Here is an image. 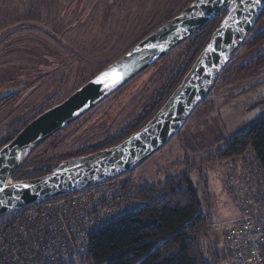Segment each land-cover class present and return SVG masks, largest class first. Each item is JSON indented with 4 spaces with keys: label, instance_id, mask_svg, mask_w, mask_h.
<instances>
[{
    "label": "rangeland",
    "instance_id": "374dc122",
    "mask_svg": "<svg viewBox=\"0 0 264 264\" xmlns=\"http://www.w3.org/2000/svg\"><path fill=\"white\" fill-rule=\"evenodd\" d=\"M192 1L0 0V145L14 134V126L22 129L61 103ZM187 47L188 40L41 144L24 170L46 164L54 169L137 119ZM263 47L246 51L242 45L180 132L142 165L112 180L137 186L187 175L201 210L211 218L209 244L218 249L219 264H232L222 234L237 211L220 179L215 152L221 141L264 116V105L249 109L264 99V65L233 73ZM14 88L15 94L3 96Z\"/></svg>",
    "mask_w": 264,
    "mask_h": 264
},
{
    "label": "water",
    "instance_id": "95a60500",
    "mask_svg": "<svg viewBox=\"0 0 264 264\" xmlns=\"http://www.w3.org/2000/svg\"><path fill=\"white\" fill-rule=\"evenodd\" d=\"M263 8L264 0H193L61 103L27 123L0 148V217L37 202L104 184L142 165L180 132L206 99L221 72L253 30ZM223 14L218 28L180 84L137 132L110 148L66 160L47 174L13 179L16 170L41 144ZM98 78L102 82L97 83ZM261 105L264 99L249 109ZM25 171L44 172L45 168Z\"/></svg>",
    "mask_w": 264,
    "mask_h": 264
},
{
    "label": "trees",
    "instance_id": "16d2710c",
    "mask_svg": "<svg viewBox=\"0 0 264 264\" xmlns=\"http://www.w3.org/2000/svg\"><path fill=\"white\" fill-rule=\"evenodd\" d=\"M223 17L224 14L210 21L188 40L186 52L150 97L137 119L115 135L107 137L100 146L87 148L75 157L115 146L142 128L180 84ZM258 26L261 28L255 30ZM247 39L243 44L246 51L264 46V8ZM262 65H264V47L255 60L233 73H247ZM15 128L17 129L14 130V134L4 141L0 148L21 130L14 126L13 129ZM251 150L264 173V116L230 139L221 141L215 152V160H235ZM44 168V172L27 173L22 166L16 170L13 179H29L53 170L51 164H46ZM129 185L133 188L136 199L142 202V207L94 233L90 238L88 253L80 261L81 264L220 263L218 249L209 244L211 218L207 212L201 210L202 203L187 175L169 176L163 181L137 186Z\"/></svg>",
    "mask_w": 264,
    "mask_h": 264
},
{
    "label": "built area",
    "instance_id": "2783aa9c",
    "mask_svg": "<svg viewBox=\"0 0 264 264\" xmlns=\"http://www.w3.org/2000/svg\"><path fill=\"white\" fill-rule=\"evenodd\" d=\"M237 216L224 223L232 264H264V173L253 151L218 162ZM128 182L109 181L0 217V264H81L91 236L142 207Z\"/></svg>",
    "mask_w": 264,
    "mask_h": 264
},
{
    "label": "flooded vegetation",
    "instance_id": "af4514ba",
    "mask_svg": "<svg viewBox=\"0 0 264 264\" xmlns=\"http://www.w3.org/2000/svg\"><path fill=\"white\" fill-rule=\"evenodd\" d=\"M13 90H14V92H13ZM18 89L17 88H14V89H11L10 91H12L11 92V94H9V90H7V92H5L4 94H3V96H9V95H13V94H15V92L17 91ZM33 174H35V173H33ZM38 177V176H37Z\"/></svg>",
    "mask_w": 264,
    "mask_h": 264
},
{
    "label": "snow or ice",
    "instance_id": "6c2138e0",
    "mask_svg": "<svg viewBox=\"0 0 264 264\" xmlns=\"http://www.w3.org/2000/svg\"><path fill=\"white\" fill-rule=\"evenodd\" d=\"M103 75H107V74H103ZM100 82H102V80L98 78L97 83H100Z\"/></svg>",
    "mask_w": 264,
    "mask_h": 264
},
{
    "label": "crops",
    "instance_id": "0c3cea01",
    "mask_svg": "<svg viewBox=\"0 0 264 264\" xmlns=\"http://www.w3.org/2000/svg\"><path fill=\"white\" fill-rule=\"evenodd\" d=\"M217 161H218V160H215V163L218 165V162H219V161H218V162H217ZM219 172H220V171H219Z\"/></svg>",
    "mask_w": 264,
    "mask_h": 264
}]
</instances>
